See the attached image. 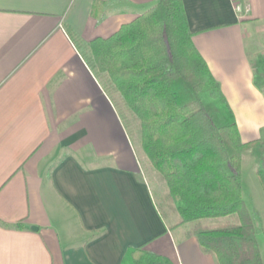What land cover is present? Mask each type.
Returning a JSON list of instances; mask_svg holds the SVG:
<instances>
[{
  "label": "crops",
  "instance_id": "crops-1",
  "mask_svg": "<svg viewBox=\"0 0 264 264\" xmlns=\"http://www.w3.org/2000/svg\"><path fill=\"white\" fill-rule=\"evenodd\" d=\"M156 1L0 0V264H122L139 245L174 264H216L160 214L71 36L107 37ZM182 1L241 137L256 139L264 91L245 41L264 24V0Z\"/></svg>",
  "mask_w": 264,
  "mask_h": 264
},
{
  "label": "trees",
  "instance_id": "trees-1",
  "mask_svg": "<svg viewBox=\"0 0 264 264\" xmlns=\"http://www.w3.org/2000/svg\"><path fill=\"white\" fill-rule=\"evenodd\" d=\"M71 36L124 127L134 129L162 217L176 218L177 226L193 223L186 234L216 264H264L242 183V154L257 146L255 174L264 191V140L241 137L193 42L183 1L157 0L107 37ZM251 65L253 84L264 91V57ZM219 218L226 220L203 223ZM122 264L174 263L139 245L127 249Z\"/></svg>",
  "mask_w": 264,
  "mask_h": 264
},
{
  "label": "rangeland",
  "instance_id": "rangeland-1",
  "mask_svg": "<svg viewBox=\"0 0 264 264\" xmlns=\"http://www.w3.org/2000/svg\"><path fill=\"white\" fill-rule=\"evenodd\" d=\"M248 32H250V36L245 41L246 49L248 51L250 50L252 51L255 46V52L254 54L252 53V56L250 59H253L258 54L264 57V24H260L259 26H256V27L252 26L251 28L248 29ZM120 111L122 112L121 109ZM129 127L130 126H127V128L125 129L134 147V152L136 153L138 157V163L140 166V174L143 176L145 181L149 184L150 190L152 192V188L154 190L155 186L154 184H150L148 181L150 178L149 176L150 174L146 172L145 167L143 165L146 163V158H145L143 149L141 148L140 141L138 137L136 136L134 129L133 128L130 129ZM258 139L264 140V131L262 132L260 131L258 133V137L256 135V140ZM246 141L250 142V141H253V139L246 140ZM259 153H260V150L257 146L250 147L243 152L242 154V183H243V198L251 214L254 217L256 236L260 244V251L262 254L263 261H264V236H263L264 235V191L262 190V187L255 174V169H256L257 162L260 156ZM152 197L154 199V202L157 203L156 201L157 197L154 194H152ZM170 218L171 219H169L170 221L168 222L169 225L172 226V228L176 227L178 225V220L174 217H170ZM223 220L225 221L226 219L219 218V219H214V220H204L203 223L214 224V223L222 222ZM183 227L189 230L190 228H193V223L185 224L183 225Z\"/></svg>",
  "mask_w": 264,
  "mask_h": 264
}]
</instances>
